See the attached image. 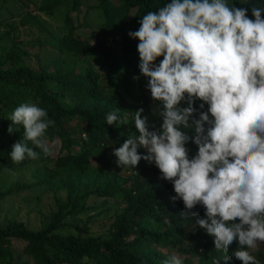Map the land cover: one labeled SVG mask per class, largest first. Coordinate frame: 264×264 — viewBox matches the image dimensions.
<instances>
[{"label": "trees", "instance_id": "16d2710c", "mask_svg": "<svg viewBox=\"0 0 264 264\" xmlns=\"http://www.w3.org/2000/svg\"><path fill=\"white\" fill-rule=\"evenodd\" d=\"M14 2L26 11L20 21L22 26H41L32 11L49 16L59 9L66 13L60 33L51 34V41H37L53 55L48 63H43L37 53L30 54L27 47L14 44L17 38L12 33L17 28L5 23L9 30L0 35V165L13 164L12 145L24 135L23 126L13 125L9 116L22 103L37 104L47 111L55 126L46 132L52 154L45 156L40 152L37 160L42 170L36 172L35 184L53 188L56 193L64 191L65 200L56 195L55 210L39 229L31 230L16 220L0 226V264H84L85 255L89 257L87 264H163L171 251L182 257L181 264H242L231 255L240 247L238 240L230 245L225 259L223 251L216 250L214 237L196 223L198 218H206L202 205L192 210L199 212V217L189 215L186 219L181 215L185 211L183 201H171L176 195L173 185L159 178L160 171L154 164L141 160L129 170L135 174L123 177L116 172L113 149L138 133L133 117L126 114L115 94L102 89V75L92 65L104 68L107 77L121 83L126 72L147 83L138 67L139 40L128 33L139 29L143 15L157 11L170 0ZM82 4L86 14L92 11L95 15L94 27L83 20L88 14L81 18ZM229 4L247 8L252 19V7L264 10V0H231ZM72 12L76 13V20L71 18ZM70 58L77 63L69 62ZM142 99L150 124L158 129L162 125L159 109L154 111L158 102L144 95ZM200 103L196 101L197 109ZM182 105L187 106L183 102ZM207 107L206 104L205 111ZM117 110L126 121L119 128L106 121V115ZM9 125L15 129L11 134ZM189 134L194 136V129ZM52 146H56V153ZM186 147L190 157L198 152V146L191 141ZM139 152L146 154L142 149ZM147 181L152 183L149 187H145ZM26 188L18 184L0 191V203ZM91 199L112 200L121 209L113 217L106 236L91 233L90 224L98 213L81 220L103 207L89 206ZM16 243L18 248H14ZM249 251L264 264V242Z\"/></svg>", "mask_w": 264, "mask_h": 264}, {"label": "clouds", "instance_id": "9594fccd", "mask_svg": "<svg viewBox=\"0 0 264 264\" xmlns=\"http://www.w3.org/2000/svg\"><path fill=\"white\" fill-rule=\"evenodd\" d=\"M262 11L252 7V19L247 8L228 0H170L143 15L139 29L128 35L139 40V71L158 102L154 111L159 109L162 125L154 128L143 107L133 111L138 134L112 152L121 168L135 169L141 160L154 164L159 178L173 185L176 195L171 201H183L181 215L186 219L199 217L192 210L202 205L206 218L196 223L214 237L215 248L225 259L238 240L240 247L231 255L242 264H260L249 250L264 242ZM8 119L24 129L23 139L12 145L14 164L39 159L40 152L52 154L46 132L55 121L48 119L45 109L22 103ZM106 121L117 128L126 123L118 110L109 112ZM189 141L198 146L191 157ZM141 148L146 154L139 152ZM82 260L87 264L89 257ZM163 264L181 260L171 255Z\"/></svg>", "mask_w": 264, "mask_h": 264}, {"label": "rangeland", "instance_id": "374dc122", "mask_svg": "<svg viewBox=\"0 0 264 264\" xmlns=\"http://www.w3.org/2000/svg\"><path fill=\"white\" fill-rule=\"evenodd\" d=\"M87 2L88 4H93V0H87ZM230 2L231 0H228V3ZM83 4L81 6V11L83 13L81 14V18H85V15L88 14L86 19L83 20L89 22V25L94 27L92 22L95 15L92 11L86 14L85 5ZM29 9L32 11L33 6L30 5ZM65 13L66 11L64 9H59L54 11L53 15L49 16L44 13L32 11L31 14L37 17L41 26H22L20 25V21L25 18L26 11L19 4L14 2V0H0V35L9 30V28L5 26V23L14 24L17 28L12 33V35L17 38L14 44L20 48L27 47L30 54L37 53V56L43 63H48L52 60L53 55L48 53L47 48L45 46H40L37 41H51V34L57 35L60 33L59 28L63 26ZM70 16L73 20H76V13L72 12ZM85 30L87 32L88 28ZM69 62L77 63V60L70 58ZM92 67L102 75V89L106 93L115 94L127 115L133 117V111L143 107L145 109L143 115L148 116L142 97L144 95L149 100L152 99V97L150 91L146 88L147 83L144 79L140 78L136 81L133 79V74L126 72L123 75V82L121 83L118 80L107 77L104 68L95 65H92ZM52 149L55 151L54 153H56V146H52ZM141 149L146 153L145 149ZM93 164L94 167L97 166L96 162ZM116 168V172L124 177L128 175L131 167L125 166L121 168L116 166ZM41 170L42 165L37 159H31L19 164L0 165V191H5L9 187L18 184L28 186V188L22 190L20 193L5 197L1 201L0 226H3L7 221L16 220L22 222L31 230L39 229L43 227L49 214L55 210L54 200L56 195L65 200L64 191L59 190L56 193L53 188L45 189L35 184L38 177L36 172ZM139 181L143 182L144 180L140 177ZM151 184L152 183L149 184L147 181L145 187H149ZM104 202L106 203L104 204ZM89 206L103 207L95 212L91 211L82 217L81 220H84L92 214L98 213V216L95 217L90 224L91 233L94 236H106L113 217L121 211L120 207L117 205V202L115 203L112 200L105 201L102 199H91L89 201ZM18 246L19 245L16 243L14 248H18ZM171 255H175L182 260V257L174 251H171ZM194 262H197V258H195Z\"/></svg>", "mask_w": 264, "mask_h": 264}, {"label": "built area", "instance_id": "2783aa9c", "mask_svg": "<svg viewBox=\"0 0 264 264\" xmlns=\"http://www.w3.org/2000/svg\"><path fill=\"white\" fill-rule=\"evenodd\" d=\"M131 173L135 174V173H136V171H131V172H128V174H131Z\"/></svg>", "mask_w": 264, "mask_h": 264}]
</instances>
